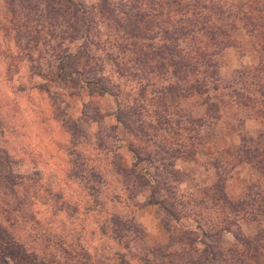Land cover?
I'll list each match as a JSON object with an SVG mask.
<instances>
[{"label": "rangeland", "instance_id": "374dc122", "mask_svg": "<svg viewBox=\"0 0 264 264\" xmlns=\"http://www.w3.org/2000/svg\"><path fill=\"white\" fill-rule=\"evenodd\" d=\"M74 1L83 3L85 11L75 14L69 3L60 6L57 18L40 23L29 16L45 12L54 0H0V262L104 264L107 255L119 252L126 255L125 264H142L139 259L156 247L171 246L177 253L180 231L202 237L203 230L231 213L221 207L219 187L233 202L247 198L250 187L264 191V176L238 156L243 136L264 134V116L251 108L255 92L248 87L258 55L239 18H219L222 9L209 4L204 14L228 27L233 42L216 58L220 90L178 101V148L196 154L172 166L150 163L145 140L128 128L142 131L139 137L159 133L131 123L137 122L135 113L147 123V115H156L153 87L161 89L171 77L165 71L140 82L123 73L126 67L142 70L133 47L124 49L128 37L123 27L135 19L127 13L126 0ZM139 1L147 3L143 14L161 3ZM223 1L237 6L248 0ZM156 10L168 17L166 8ZM182 48L183 55L193 51L186 43ZM72 69L95 74L112 90L118 85L120 98L79 89L73 79L64 81L61 75ZM234 89L250 96L239 100ZM174 102L169 108L175 112ZM118 164L128 173L119 171ZM248 213L230 215L240 232L253 238L264 231V217L254 221ZM115 215L134 220L144 237L119 238L110 222ZM221 239L227 248L235 242L231 233ZM7 251L14 258L6 259Z\"/></svg>", "mask_w": 264, "mask_h": 264}, {"label": "trees", "instance_id": "16d2710c", "mask_svg": "<svg viewBox=\"0 0 264 264\" xmlns=\"http://www.w3.org/2000/svg\"><path fill=\"white\" fill-rule=\"evenodd\" d=\"M31 1L35 2V0ZM54 1L50 2V4L48 3L45 12L37 10V13H32L29 16L30 20L35 19L40 23H44L52 18H57L61 13L60 6H69V3L75 14L81 13L82 10L85 11L84 4L74 0ZM143 1L150 2L147 0ZM123 2H120L119 6ZM126 2L128 3L125 6L128 9L127 13L131 12L135 19H132L133 21H131L130 25L127 24L123 27L128 37L124 43V49L128 51L129 47H133V56L137 66L141 67L142 70L138 72V69L133 70L132 67H126L123 73L138 77L140 82L143 79L149 80L151 75L161 76L166 72L169 74L167 79L171 77L164 87L161 86V89L153 87V93L154 96H157V100L153 97L151 101H157L158 110L154 111L156 115H147L148 118H151L147 123V118L141 119L140 115L135 113L133 118H137V122L140 123H131V127H135L138 124L143 126V128L146 126L149 130L154 127V130H159V133L151 136L149 131L139 137L142 131L128 128L137 138L145 140L147 145L146 159L150 163L161 160L172 166L174 165L173 162L180 157L186 154L190 156L196 154L195 149L189 152L178 148L179 143L175 137H179L180 134L176 133L175 135V132L180 131L181 127L178 125L182 112L178 101L184 96L193 97L196 94L202 95L220 90V86L217 84L220 79L216 58L226 48L232 46L233 42L231 41L228 27L216 25L212 22L214 18L212 19L211 14H204V9L210 7L208 6L209 4L213 8L222 9V14L219 18L224 14H227V16L222 19H226L232 14L238 17L253 43V48L258 55V64L253 70V72H256L255 77L248 80V87H253L255 92L251 108H256L257 113L264 116V0H248L246 3L237 6L226 5L223 0H160L161 3L155 7L151 5L152 11L146 14L141 13V11L147 6V3H140L139 0H126ZM156 8H166L168 17L164 19L163 13L157 11ZM147 17H150V22H146ZM156 25L157 32L154 34L153 28ZM184 43L188 47L193 46V51L189 55H183L182 53L184 51L182 48ZM68 57L70 56L68 55ZM82 71L72 69L62 74L61 78L64 81L73 79V83L79 89L88 88L100 95L113 92L118 99L120 98L121 87L114 85V90H112L103 84L102 80L95 74L90 72L86 75ZM124 75L122 74V76ZM184 85L188 86L184 87ZM146 87L147 84L142 89ZM203 88L205 89L203 90ZM232 92L236 94V98L239 100H242L243 96H250V94H245V92L235 89ZM173 99L178 103V106H174V109H177L175 112L170 111L169 108L171 102H174ZM207 101L214 107L216 106L212 101V97L208 98ZM243 104L247 105V103ZM210 111L211 107L208 111L209 114ZM118 114L120 115L121 112L118 111ZM160 130L163 133H160ZM191 130L194 131L192 134H197L195 129L192 128ZM150 144L153 145L151 149H149L151 147ZM133 153L137 160H143L139 149H134ZM238 156L243 162L254 166L264 176V134L257 139L243 136L238 149ZM135 166L137 164L134 165L133 169L136 168ZM119 167V171L128 173L127 170L121 168L118 164ZM219 188L222 194L220 199L221 207H227V210L231 212L229 215L225 214L218 223L207 228V230H203L202 237L190 231H180L179 242L182 243L180 251L177 253L172 251L171 246L170 248L156 247L147 250L145 256L139 259L142 264H264V231L253 238H248L240 232L241 228L238 221L230 215L246 211L249 212L248 215H245L246 217L252 216V220L259 221L261 217H264L263 189L258 185L250 187L247 198L244 197L233 202L227 198L223 188ZM156 205H159V203ZM236 217L238 218V216ZM110 222L116 227L117 235L121 239L127 236L137 239L139 233L140 240L144 237L143 230L140 229L139 225H136L134 220L124 219L115 215L111 216ZM120 227H123L122 231H119ZM225 233H231L235 239V242L229 248L223 247L221 243V237ZM198 243L203 245L202 249L196 247ZM124 247L127 251L130 250L128 244H124ZM18 249L16 248V251H19ZM4 257L11 259L14 258V255L7 251ZM105 260L104 264L127 263L126 255L119 252L114 253L112 257L107 255ZM7 263V260L0 262V264ZM96 263L103 264L101 261Z\"/></svg>", "mask_w": 264, "mask_h": 264}]
</instances>
